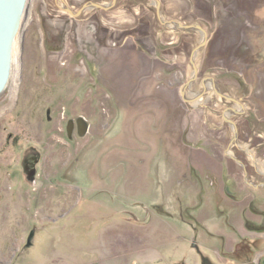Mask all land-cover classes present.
Masks as SVG:
<instances>
[{"label":"rangeland","instance_id":"1","mask_svg":"<svg viewBox=\"0 0 264 264\" xmlns=\"http://www.w3.org/2000/svg\"><path fill=\"white\" fill-rule=\"evenodd\" d=\"M113 1L28 0L0 264H264V0Z\"/></svg>","mask_w":264,"mask_h":264},{"label":"water","instance_id":"2","mask_svg":"<svg viewBox=\"0 0 264 264\" xmlns=\"http://www.w3.org/2000/svg\"><path fill=\"white\" fill-rule=\"evenodd\" d=\"M116 1L114 0L113 2L116 3ZM27 2L28 0H0V95L7 88L11 77L14 44L22 26ZM157 3L160 4L159 1ZM94 6L108 9L99 4H94ZM86 8L87 6H84L78 13H73L69 9L67 11L75 17H79ZM179 26L184 29L199 28L204 32L207 39L206 31L199 26H184L180 24Z\"/></svg>","mask_w":264,"mask_h":264},{"label":"crops","instance_id":"3","mask_svg":"<svg viewBox=\"0 0 264 264\" xmlns=\"http://www.w3.org/2000/svg\"><path fill=\"white\" fill-rule=\"evenodd\" d=\"M175 38V37H174ZM168 45H169V43H168ZM257 103L255 102V105H256ZM258 105V104H257ZM259 109H261V111L263 112V114H264V109H262V108H260L259 107ZM263 179H262V181L261 182H263L264 181V177H262ZM257 191H255L254 190V192H252V193H254L255 194V196H256V198L257 199H263V201H264V188H259V189H256ZM262 205L264 204V203H261ZM255 205H257L258 207H259V209H260V206L261 205H258V203L257 202H255ZM264 206V205H263ZM260 211H261V209H260ZM251 215H253L254 216V214H252L251 213ZM243 216H244V214H243ZM258 217H260L259 215H257ZM244 218V217H243ZM245 219V218H244ZM247 219V220H246ZM246 219L244 220V221H251L252 222V224L254 225V226H256V223L255 222H253L254 220H252V219H250V218H248V217H246ZM251 224V225H252ZM259 224V223H258ZM243 227L245 228V230H246V233L247 234H251L252 233V230L251 229H249V228H246V224H245V222H243ZM257 227V226H256ZM255 234V233H254Z\"/></svg>","mask_w":264,"mask_h":264},{"label":"flooded vegetation","instance_id":"4","mask_svg":"<svg viewBox=\"0 0 264 264\" xmlns=\"http://www.w3.org/2000/svg\"><path fill=\"white\" fill-rule=\"evenodd\" d=\"M237 126V125H236ZM246 175H247V177H250V176H252V177H254L252 174L250 175L249 174V172H247L246 171ZM258 182V184H262L260 187L261 188H264V181L263 182H261V181H257ZM235 197L234 196V194L233 195H231V197ZM254 205H255V203H254ZM255 207L257 208V209H259V207L257 206V205H255ZM255 208V209H256ZM249 210H251L252 211V209L251 208H249ZM250 211V212H251ZM252 214H255V215H259V216H262L263 215V213H264V210H261L260 211V209H259V211L258 212H251ZM249 221V220H248ZM250 222V221H249ZM264 222V218L262 219V223ZM256 226H257V228L258 229H256V230H254V229H251L252 230V233H256V234H258V235H263V233H261V229L264 227L263 226V224H256ZM262 240L261 239H258V242H255V244L257 245V246H259L260 244H262V242H261Z\"/></svg>","mask_w":264,"mask_h":264},{"label":"bare ground","instance_id":"5","mask_svg":"<svg viewBox=\"0 0 264 264\" xmlns=\"http://www.w3.org/2000/svg\"><path fill=\"white\" fill-rule=\"evenodd\" d=\"M27 4H28V2H27ZM23 22V21H22ZM20 33V32H19ZM16 41H17V39H16ZM16 43V42H15ZM14 46H15V44H14ZM14 51V50H13ZM13 66V65H12ZM12 73V72H11ZM11 78V77H10ZM236 129H237V126H236Z\"/></svg>","mask_w":264,"mask_h":264}]
</instances>
